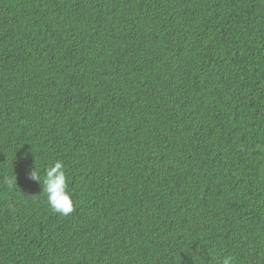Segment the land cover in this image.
Here are the masks:
<instances>
[{"label":"trees","instance_id":"obj_1","mask_svg":"<svg viewBox=\"0 0 264 264\" xmlns=\"http://www.w3.org/2000/svg\"><path fill=\"white\" fill-rule=\"evenodd\" d=\"M225 256L264 264V0H0V264Z\"/></svg>","mask_w":264,"mask_h":264},{"label":"clouds","instance_id":"obj_2","mask_svg":"<svg viewBox=\"0 0 264 264\" xmlns=\"http://www.w3.org/2000/svg\"><path fill=\"white\" fill-rule=\"evenodd\" d=\"M29 178L40 182L36 168L31 172ZM8 183L11 187L13 181L10 180ZM42 187L47 195L48 203L54 211L65 216L73 211L71 194L67 191L64 164L61 161H56L54 165L48 166L44 170ZM232 260L231 256H225L222 259H218V264H232Z\"/></svg>","mask_w":264,"mask_h":264}]
</instances>
